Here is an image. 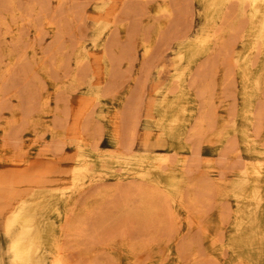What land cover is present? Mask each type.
<instances>
[{"label": "bare ground", "instance_id": "6f19581e", "mask_svg": "<svg viewBox=\"0 0 264 264\" xmlns=\"http://www.w3.org/2000/svg\"><path fill=\"white\" fill-rule=\"evenodd\" d=\"M184 1L0 0V264H183L178 243L189 229L201 230L206 259L264 264V0H194L201 24L192 35L170 30ZM69 5L76 10L60 15ZM46 35L48 61L33 60ZM222 53L230 71L221 77L236 82L230 105L224 81L201 78ZM133 93L139 113L127 138L121 123L134 111L122 119L120 110ZM218 105L231 116L203 138ZM201 141L232 162L229 176L212 175L216 208L232 203L227 216L205 217L189 190ZM212 158L203 160L210 174ZM189 254L187 264H202Z\"/></svg>", "mask_w": 264, "mask_h": 264}, {"label": "rangeland", "instance_id": "374dc122", "mask_svg": "<svg viewBox=\"0 0 264 264\" xmlns=\"http://www.w3.org/2000/svg\"><path fill=\"white\" fill-rule=\"evenodd\" d=\"M73 1H76L77 2V0H73ZM79 1H82V0H78V2ZM190 4V5H189ZM72 5H69L68 6V8H67V6H63L61 9H60V15H64L65 13H67V12H69V11H75L76 9L75 8H77V6L75 5V6H73V8L71 7ZM188 6V7H187ZM184 7H185V9H184V12H183V16L182 17H184V18H182V20H181V23L179 22L178 23V20L175 18V17H177V15H175V17H173V20H174V18H175V22L176 23H174L175 25L177 24V26H174V24H171V27H172V25L174 26L173 28H171L170 30H172V32H185V33H188L189 35H192L194 32H196L197 31V29L199 28V26H200V22H201V18H200V16L198 15V13L200 14V11H201V9H200V4L197 2L196 3V1H194V0H185L184 1ZM70 8V9H69ZM189 9V10H188ZM65 10H66V12H65ZM186 10V11H185ZM188 11H190V12H188ZM187 12V13H186ZM64 13V14H63ZM90 13V12H89ZM188 13H190V14H188ZM188 14V16H186ZM149 16H150V14H149ZM150 17H152L153 19H159V17L157 16V15H155L154 16V14H152ZM149 17V19H152V18H150ZM148 18V17H147ZM185 19V20H184ZM172 20V21H173ZM177 20V21H176ZM192 20V21H191ZM171 21V23H173ZM185 22V23H184ZM153 23V22H152ZM179 24V25H178ZM187 24V25H186ZM149 27H147L146 28V30L149 28L150 30L153 28V26H154V24L152 25V24H149L148 25ZM152 28H151V27ZM191 26V27H190ZM81 28H82V26H80ZM92 27H93V23L91 22V21H89L88 23H87V26H86V44L88 45V49H90V47H89V43H90V38H91V34H92ZM177 29H176V28ZM179 27V28H178ZM188 27H189V29H188ZM79 28V27H78ZM148 29V30H149ZM80 30V29H79ZM174 30V31H173ZM176 30V31H175ZM188 30V31H187ZM82 31V30H81ZM91 33V34H90ZM65 37H67L68 38V40H69V38L72 40V38L69 36V35H67V36H65ZM233 37V35L232 36H230V37H228V42H231L232 40H234V37ZM232 38V39H231ZM231 41H230V40ZM49 40H51L50 39V37L48 36V35H46L45 37H44V40L42 41V43H41V46L43 47V49L44 50H40L35 56H33L32 57V59L33 60H35L36 58H39V57H43V55H45L44 57H43V59L45 60V58H46V60L48 59V57L47 56H49V55H51V52L48 54V52L49 51H47V50H45L50 44V41ZM70 40V41H71ZM47 41L49 42L48 44L49 45H47L46 46V44H47ZM127 43V42H126ZM63 45L64 44H62V43H59V45L57 46V48L59 47V49L60 48H62V49H60L59 50V52H64V50H63ZM43 51H44V54H43ZM45 51H46V53L48 54H46L45 53ZM224 53H222V55L221 56H219L218 58H216V60H215V62L214 63H216V64H218V65H216L215 64V69H216V73L215 74H212V69L214 68V67H211L210 68V66H206L204 69V71L202 70V79L203 80H206V81H213V83H218L219 82V80H222V81H224V82H222V84L220 85V89L222 90V88H223V93H224V95L222 96V98L224 99V101H222V103L223 104H229V103H231L232 102V100H231V98H229V99H226L227 97V94H225V93H227L228 91H231L232 92V90H233V93H234V90H235V87H236V85L233 87V86H230V85H232V82L233 83H236L235 82V78L233 77V75L232 76H228V77H225V76H223V77H221L222 75H221V73L222 72H226V71H228L229 70V61H227L228 59H225L224 58ZM135 60H133V62H131V64L133 63L134 65H131V70L129 69V71L127 70V72L129 73V74H131V73H135L136 74V72H137V70H138V68H139V65H140V61H141V54H140V52L138 51L137 52V54H135ZM130 58H131V56H130ZM168 59H169V55H167L166 57H165V60H164V62H167L168 61ZM45 60V61H46ZM167 60V61H166ZM222 60H223V62H222ZM48 61V60H47ZM222 62V63H221ZM93 64H94V68H97L98 69V63L96 62V61H93ZM51 67H53V66H51ZM227 68V69H226ZM218 70V71H217ZM132 71V72H131ZM205 71H206V74H207V77H206V74H205ZM230 71V70H229ZM204 72V73H203ZM209 73V74H208ZM53 74V73H52ZM126 74V73H125ZM204 74H205V76H204ZM55 76V77H54ZM53 77H54V80L56 79V74L54 73L53 74ZM52 77V78H53ZM166 77H167V73L165 72L163 75H162V77L161 78H153L152 77V80H151V82L150 83H148V86H147V94H146V96L143 98L144 99V101L143 102H145V103H147V100L151 97V95H152V92H153V90L154 89H156V88H158V87H162L163 86V84L166 82ZM212 77H215V78H212ZM230 78V79H229ZM215 80V81H214ZM96 83V84H95ZM92 84H94L95 86L96 85H102V87L104 86L105 87V84L104 83H100L98 80H94L93 82H92ZM234 85V84H233ZM233 87V88H232ZM220 89H218L219 91H220ZM222 93V94H223ZM134 94V93H133ZM137 95L136 94H134V95H130L129 97H128V99L126 100L127 101V104H126V102L123 104V106H122V108L124 109V111H121V110H123L122 108H121V110H120V112H122V115L124 114V116H122L121 114V118L122 119H124L125 118V115H127L126 114V112L128 113L129 112V110L128 109H131V108H133V111L134 112H132L131 110H130V112L135 116H133L132 114H129L128 116H126V118H129V116H130V118L132 117V119H130L129 121H128V119H124V121L121 123V126H122V131L124 130V128H125V130H124V134H126V137L128 138V133H127V130L129 131V129L133 126V125H135V123H136V117L138 116V111H137V109L139 108L138 107V105L137 104H139V103H137V101L139 100V99H137L136 100V97ZM225 97V98H224ZM130 98V99H129ZM134 98H135V100H134ZM59 99V98H58ZM226 99V100H225ZM128 100L130 101L129 103H128ZM132 101H134V102H132ZM135 102H136V104H135ZM54 102H52V105H51V107H53V108H56V106H54ZM134 104L136 105V107H134ZM144 104V103H143ZM142 104V105H143ZM127 105V106H126ZM141 105V106H142ZM230 105V104H229ZM130 106V107H129ZM125 107V108H124ZM221 107V108H220ZM135 108H136V110H135ZM126 109V110H125ZM229 109V110H228ZM227 110H228V112L226 111V110H224L223 109V107L222 106H220V105H218L217 107H216V112H215V114H208L207 116H208V121H209V123L207 124V128H206V130H205V133L206 134H204V136H203V138L204 137H206L207 135H210L211 133H213L216 129H217V119H218V117L219 116H222V115H225L226 113H229L230 114V106H229V108H228ZM128 110V111H127ZM139 110V109H138ZM141 111H142V115H143V118H142V121L139 123V125H138V133H143V131H145L146 130V128H147V125H146V122H145V117H149L150 116V112H149V109H148V107H145V109H143V108H141L140 109ZM138 113H137V112ZM140 111V112H141ZM5 114H7V112L6 111H3ZM129 112V113H130ZM210 115V116H209ZM215 115H217V116H215ZM230 116H231V114H230ZM230 116H228V117H230ZM215 117H217V118H215ZM211 118V119H210ZM134 119H135V122H134V124L132 123L131 125H127V123H131V122H133L134 121ZM212 120V121H211ZM213 120H214V123H212L213 122ZM126 121H128V122H126ZM212 124H214V125H212ZM216 125V126H215ZM213 128H212V127ZM214 126H215V128H214ZM209 128H211V129H213V130H211V129H209ZM208 131V132H207ZM210 131V132H209ZM123 134V135H124ZM124 138V137H123ZM47 140H49V137H47L46 138ZM125 140H126V138H125ZM203 140V139H202ZM107 144V145H106ZM136 147H135V149H137V150H140V149H143V146L141 145V143H140V141L138 140V141H136ZM99 145H100V147L101 148H103V149H105V148H108L109 147V144L107 143V141H106V136L104 135L102 138H101V140H100V142H99ZM195 148H196V150H195ZM194 148V152H196L195 154L197 155L198 153H200V154H198L197 156L199 157L200 156V158H198L195 154H194V157L196 158L197 157V162L195 161L194 162V164L197 166V167H195L194 166V164H192L193 163V161L190 163V164H192L193 165V168L195 167V169L196 168H198L199 166V168L198 169H196L197 170V172L195 171V169H193L192 167V169H190V170H192L193 172H195L194 174H192L191 172L189 173V174H191L190 176H191V180H193V182H194V185H193V187H191L189 190H190V192L192 193V195L194 196V194H195V199L197 198V200H196V203L198 204H196L199 208H200V211L201 212H203L204 213V215H206L205 217H210V218H212V219H214L215 217H216V215L220 212V211H223V214L222 215H225V216H227L228 214H226V211H228L229 212V209L231 208V206H232V203L231 202H229V201H222L221 203H220V208L219 209H217L216 207H217V197H216V191L213 189L214 187V182H213V176L212 175H216V176H218V175H220V177H222V179H224V177H227V176H229L230 175V173H231V170H230V168H231V164H232V162L228 159V157H226V156H228L226 153H224V154H222V155H218V154H214L213 153V151H212V147L211 146H209V145H207V144H205V143H203L202 141L198 144V145H196V147ZM199 148V149H198ZM198 149V150H197ZM220 156V157H218V156ZM221 156H223V157H221ZM205 157L206 158H212L213 160H214V163H215V165H216V163L218 162V164L216 165V169H215V171L213 172V173H207L206 172V170L203 168V160L205 159ZM226 157V159H224ZM216 160H215V159ZM224 160H223V159ZM201 161H200V160ZM226 160V161H225ZM198 161H200V162H198ZM197 163V164H196ZM200 164V165H199ZM219 164H221V165H219ZM229 164V165H228ZM220 168H219V167ZM224 167V168H223ZM226 168V169H225ZM36 169H39V168H36ZM189 170V171H190ZM200 170H202V171H200ZM222 172H224V173H222ZM207 173V174H206ZM207 177V178H206ZM219 177V178H220ZM202 179V180H201ZM212 179V180H211ZM195 182H196V184H195ZM198 182V183H197ZM205 182V183H204ZM210 184L209 186H208V184ZM213 185V186H212ZM196 186V187H195ZM197 186H198V188H197ZM207 186V188L205 189L204 187H206ZM212 186V191H211V189H210V187ZM193 188V189H192ZM193 191V192H192ZM205 193V194H204ZM201 194V195H200ZM210 194H212V195H210ZM208 196H210L209 198H208ZM211 196H214V197H211ZM200 199V200H199ZM228 202H229V204H228ZM217 203V204H216ZM229 207V208H228ZM209 208H211L210 210H208ZM227 208H228V210H227ZM206 209V210H205ZM222 213V212H221ZM220 213V214H221ZM193 230V231H192ZM190 231V232H189ZM189 231H186L187 233L182 237V239L180 240V242L178 243V246H179V250L181 251V258H182V260H183V264H187V263H190L191 262V260H188V259H191V255L189 254V253H191V251H192V249H194V250H196L197 252H198V255H199V258H200V260H202V264H217L216 263V261L214 262L213 260H211V258L209 257H207V259H206V250H205V243H204V241H203V238H202V234H201V230L200 229H189ZM218 232H220V233H218ZM217 232V236L220 238V236H221V231L219 230ZM200 233V234H199ZM220 236H219V235ZM191 235V236H190ZM198 238V239H197ZM183 243V245L181 246L180 244H182ZM5 240H4V237L2 236V233H1V231H0V250H2V249H5ZM182 248V249H181ZM186 249V250H185ZM188 250V251H187ZM184 252V253H183ZM182 254H184V255H182ZM204 254V255H203ZM186 255V256H185ZM189 255V256H188ZM203 256V257H202ZM185 258H186V260H185ZM202 258H204V259H202ZM206 259V260H205ZM204 260V261H203ZM189 261V262H188ZM213 261V262H212ZM219 264V263H218Z\"/></svg>", "mask_w": 264, "mask_h": 264}]
</instances>
